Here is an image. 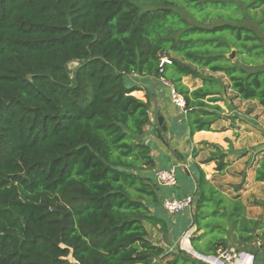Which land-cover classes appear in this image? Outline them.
<instances>
[{"label": "trees", "instance_id": "obj_1", "mask_svg": "<svg viewBox=\"0 0 264 264\" xmlns=\"http://www.w3.org/2000/svg\"><path fill=\"white\" fill-rule=\"evenodd\" d=\"M158 1L0 0V264H207L148 237L146 223H163L150 211L160 185L144 141L149 97L129 76L168 80L190 136L211 130L227 88L264 110V0ZM161 51L172 60L162 72ZM207 146L201 163L221 171L223 149ZM193 165L192 248H227L229 228L249 242L264 222Z\"/></svg>", "mask_w": 264, "mask_h": 264}, {"label": "crops", "instance_id": "obj_2", "mask_svg": "<svg viewBox=\"0 0 264 264\" xmlns=\"http://www.w3.org/2000/svg\"><path fill=\"white\" fill-rule=\"evenodd\" d=\"M134 77L137 78H134L133 83L140 87V90H136L132 94L144 101L146 96L149 97L150 123L145 126L144 141L150 146V155L154 160V168L150 173L155 174L157 169L166 166L168 168L174 162L179 161V165L185 164L187 158H191L192 161L200 158L197 163L205 171L206 178L226 197L238 198L245 206L247 217L261 219L264 222V181H257L255 178L257 169L262 167L264 163L263 108L261 109L260 105L254 100L236 98L233 92L231 93L233 106L230 108L231 103L224 95V100L216 102L222 111L218 112L217 118L210 125L211 130H199L190 136L187 126V111L171 104L169 90L159 83L160 79L138 74H135ZM188 79L189 76L183 77V83L188 85ZM194 79L196 81L188 85L190 88L201 83V81H197L198 78ZM227 89L231 92L230 88ZM227 94L230 96V93ZM248 102L253 104L254 109L252 111H242L244 110L242 109L243 106ZM158 115L163 116L165 131L158 124ZM159 128H161V134L158 133ZM207 145H218L223 149L225 155L223 161L226 165L221 171L216 168L217 160L201 163L212 152V149ZM193 150L197 152L194 157H192ZM166 163L167 165H165ZM176 178V185L173 187L159 186L157 190L158 204L150 207L152 214L163 219L162 226L159 224H145L149 233L148 237L151 233L156 234L154 241L149 238L150 241L155 245L162 246L165 252L173 249L171 246L175 245V241L170 244V239L164 240L162 235L168 232L170 228L172 229V226L177 227L178 218L175 216L177 218L175 220V217L167 216L161 208L160 200L164 197H182L189 193L187 186H185L186 182L183 180L184 177L179 176V174L177 177V171ZM193 188L194 190L196 188L195 182ZM171 220H173V223L170 222ZM190 222L191 219L186 225H184V222L179 224L182 226L180 233L189 227ZM191 226L194 225L191 224ZM157 229H160L162 235H157ZM258 232L256 234L260 233ZM196 233L198 232L195 228V233L192 236ZM166 235L168 236V234ZM189 247H192L190 243ZM242 253L247 254L248 252L242 251Z\"/></svg>", "mask_w": 264, "mask_h": 264}, {"label": "rangeland", "instance_id": "obj_3", "mask_svg": "<svg viewBox=\"0 0 264 264\" xmlns=\"http://www.w3.org/2000/svg\"><path fill=\"white\" fill-rule=\"evenodd\" d=\"M139 1V0H138ZM161 5V3L158 1V0H155V1H150L149 0V2L148 3H146V4H144L143 5V7H144V9H146V8H156V7H158V6H160ZM186 17V16H185ZM190 22H192V19L189 17V16H187L186 17ZM213 22H205L204 23V25H207V26H210L211 24H212ZM172 55V54H171ZM73 65V64H72ZM258 67H262V68H264V62L263 63H260L259 65H258ZM203 73H208V72H206V70L203 72ZM135 75H130L129 77H130V79H131V81L132 82H134V78H137V77H134ZM214 76H216V77H221L222 76V74H218V73H216V74H214ZM225 79H223V81H224ZM168 81V80H167ZM188 82V85H191V84H193L195 81H196V79H194V78H191V77H189V79L187 80ZM197 81L198 82H200V78H198L197 79ZM169 82V81H168ZM159 83L163 86V87H166V88H168L162 81H160L159 80ZM227 93H230V96L227 94ZM231 93H232V91L230 92V91H228V89L226 90V92H225V97H226V99H228V101L231 103V106H230V108L233 106L232 105V96H231ZM169 101L171 102V100H170V98H169ZM257 102V101H256ZM172 103V102H171ZM258 103V102H257ZM173 104V103H172ZM261 107V106H260ZM242 109H244V110H242V111H252L254 108H253V104L251 103V102H248V103H246L244 106H243V108ZM261 109H262V107H261ZM199 159L200 158H198V160H194V161H192L191 160V158L189 159V158H187L186 159V161H185V164L187 165V167H188V172L190 173L189 175H187L186 173L187 172H185V171H183L182 169H181V167L180 166H178V164H179V161L178 162H174V164L177 166V177H178V174H179V176L181 175V176H183L184 177V181L186 182V184H185V186H187L186 188H188L187 190H188V192H189V194H191L192 196H193V191H194V188H193V186H194V180H193V177H194V165L193 164H197V161H199ZM169 164V163H168ZM165 165H167V163L165 164ZM164 165V166H165ZM169 166V165H168ZM167 167V166H166ZM165 167V168H166ZM205 172V171H204ZM184 186V185H183ZM171 187H173V186H171ZM196 193V192H195ZM183 197V196H182ZM166 198H180V197H166ZM162 200H163V198H162ZM162 200H161V208L163 207L162 206ZM192 209V208H191ZM162 210H163V208H162ZM164 211V210H163ZM191 210H186V211H183V213H179L178 215H177V218H179V216H183V217H181V218H179V219H177L175 216H171V215H169V214H167L165 211V214L167 215V216H169V217H172V218H174L175 217V220L177 219V227H174V226H172V229L170 228V230L168 231V232H165L163 235L161 234V232L159 231L160 229H157L156 230V233H157V235L158 234H160V235H162L163 236V238H164V240H167V238H168V240L170 239V244H173V242H174V244L175 245H172L171 247L173 248V249H171V250H169L168 252H170V253H172V252H177V250H178V248H177V241H178V247L180 248V245H179V241H180V239H181V237H182V235H183V233H185V232H188V235L190 234V237L192 236V234L193 233H195V226H191V224L193 223V220L190 222V224H189V227L186 229V230H183L181 233H180V230H181V225H179V224H182L183 222L185 223L184 225H186L187 223H188V221H189V218H192V215L190 216V212ZM187 212H188V214H187ZM187 217V218H186ZM184 218H186V219H184ZM184 219V220H183ZM183 220V221H182ZM170 222H172L173 223V220H171ZM173 225V224H172ZM229 237H228V239H227V244H226V247L228 248V249H233V250H235V251H237V252H240L241 251V253H242V251H245V252H248L247 254L245 253V254H243L242 253V255L243 256H247L248 255V257H249V259L251 258V257H254V254H253V252L257 255V261L255 260L254 261V264H264V254L262 253V252H264V228L262 229V230H260L258 233L259 234H256L255 236H253V238L251 239V240H249V242H247V243H243V242H240L238 239H236L234 236H233V234H232V232H231V230H230V228H229ZM179 233H180V235H179ZM165 234H168V236L166 237L165 236ZM196 234H198V233H196ZM179 235V236H178ZM155 237H156V234H152L151 233V235L149 236V238L151 239V240H153L154 241V239H155ZM169 244V245H170ZM176 247V248H175ZM203 247H204V245H203ZM192 248V247H191ZM204 248H206V247H204ZM187 249H189V248H187ZM189 252L191 251V250H188ZM186 254H189L188 252H186V251H184ZM171 255L172 254H168V256H166V257H162V258H157L156 257V259H158V262L156 263V264H167V261L171 258ZM190 255V254H189ZM243 261V260H242ZM243 264H244V261H243Z\"/></svg>", "mask_w": 264, "mask_h": 264}, {"label": "built area", "instance_id": "obj_4", "mask_svg": "<svg viewBox=\"0 0 264 264\" xmlns=\"http://www.w3.org/2000/svg\"><path fill=\"white\" fill-rule=\"evenodd\" d=\"M171 56L167 51H161L159 54V71L162 72L163 67L169 65L171 63ZM160 81H162L169 90V98L171 102L177 106L178 108H184V99L183 97L173 88L172 84L168 82L164 77H160ZM178 166L183 169L188 170L186 164H178ZM176 171L177 166L172 164L168 168H160L155 172L156 181L159 185L164 187H171L176 185ZM194 201V197L191 194H186L180 198H166L164 197L162 200V208L163 210L169 214L173 215L178 212H181L185 209H188L192 206ZM190 234L188 232L183 233L179 245L180 250L188 252L192 257L199 259L207 264H254V257L249 259L248 255L243 256L241 252H237L233 249L228 248H219L215 254H201L196 252L193 248L189 247L190 243ZM189 248V249H187ZM188 250H191L190 252ZM243 260V261H242ZM158 259L153 258L152 264H156Z\"/></svg>", "mask_w": 264, "mask_h": 264}, {"label": "water", "instance_id": "obj_5", "mask_svg": "<svg viewBox=\"0 0 264 264\" xmlns=\"http://www.w3.org/2000/svg\"><path fill=\"white\" fill-rule=\"evenodd\" d=\"M229 56L231 58L234 57V52H231ZM157 121H158V124L162 127V130L165 131L166 130V127L163 124V121H164L163 116L162 115H158Z\"/></svg>", "mask_w": 264, "mask_h": 264}]
</instances>
